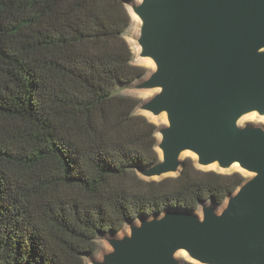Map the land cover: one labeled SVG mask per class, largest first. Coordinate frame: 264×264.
<instances>
[{
  "label": "trees",
  "instance_id": "trees-1",
  "mask_svg": "<svg viewBox=\"0 0 264 264\" xmlns=\"http://www.w3.org/2000/svg\"><path fill=\"white\" fill-rule=\"evenodd\" d=\"M136 1L0 0V264H88L100 237L247 180L191 158L139 176L160 155L141 99L117 93L149 74L125 38Z\"/></svg>",
  "mask_w": 264,
  "mask_h": 264
},
{
  "label": "water",
  "instance_id": "water-1",
  "mask_svg": "<svg viewBox=\"0 0 264 264\" xmlns=\"http://www.w3.org/2000/svg\"><path fill=\"white\" fill-rule=\"evenodd\" d=\"M139 58L154 69L136 85L154 92L139 109L167 124L159 129L160 161L138 174L164 179L196 166L250 174L226 203L201 214L169 210L130 223L91 264H264V0H140ZM199 168V169H200ZM222 209V210H221Z\"/></svg>",
  "mask_w": 264,
  "mask_h": 264
},
{
  "label": "rangeland",
  "instance_id": "rangeland-1",
  "mask_svg": "<svg viewBox=\"0 0 264 264\" xmlns=\"http://www.w3.org/2000/svg\"><path fill=\"white\" fill-rule=\"evenodd\" d=\"M140 0H137L136 2H139ZM128 10L131 14L132 17V25L131 27L128 29L125 38L127 40V42L129 43L133 53H134V63L138 66H143L145 68H147L149 70V73L152 72V70L154 69L153 65H149V63L146 60H142L139 58V47L137 44V37L139 34V22L137 20V18L133 15L132 13V9L130 7V5L128 6ZM137 81L127 87H118L117 88V93L118 94H122V95H131L134 97H137L139 99H141L142 103L145 102L146 100H148L149 98H151L154 95V92H149V91H140L136 89V85L141 82ZM141 103V104H142ZM137 113L146 116L150 122L154 123L157 128L158 131L159 129L163 128L166 124H167V120L165 116H161L158 118L153 117L151 114L145 113L143 111H141L139 108L137 109ZM163 121V122H162ZM243 126L251 124V125H255V126H260L264 128V117H260L257 114H253V115H249L247 117H245L241 123ZM157 138H158V142L161 140V135L159 133H157ZM160 158H161V152L159 151V149H157ZM188 158H191L192 160L195 161L196 164V157L190 153H186L183 155L182 159L186 160ZM197 168H200L199 166ZM204 171H217L220 173H224V174H232V173H242L244 174L247 178H250V174L243 172L242 170H240V168L238 166L234 167L233 169L225 172V171H221L218 169L217 166H212L209 168H200ZM176 175H169L167 177H175ZM166 177V178H167ZM153 180H158V179H153ZM222 210V209H221ZM196 213L201 214V209H199ZM129 230V224L117 235H112V236H116V237H121L123 236L124 233L128 232ZM110 236H105V237H100L98 240V244H99V248L98 251L95 255L87 257L86 261L88 264H91V259H101L102 255L110 250V246L108 244V242L106 241L107 238H109ZM179 258L181 260H183L184 262H188L189 260L187 259V256L184 253L179 254Z\"/></svg>",
  "mask_w": 264,
  "mask_h": 264
},
{
  "label": "bare ground",
  "instance_id": "bare-ground-1",
  "mask_svg": "<svg viewBox=\"0 0 264 264\" xmlns=\"http://www.w3.org/2000/svg\"><path fill=\"white\" fill-rule=\"evenodd\" d=\"M137 18V17H136ZM149 63V65H152V62L151 61H147ZM163 122V121H162Z\"/></svg>",
  "mask_w": 264,
  "mask_h": 264
}]
</instances>
